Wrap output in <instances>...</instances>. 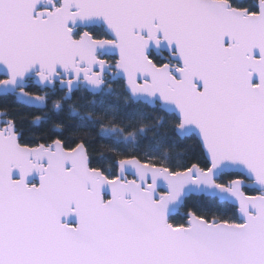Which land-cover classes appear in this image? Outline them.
<instances>
[{
    "label": "snow or ice",
    "instance_id": "obj_1",
    "mask_svg": "<svg viewBox=\"0 0 264 264\" xmlns=\"http://www.w3.org/2000/svg\"><path fill=\"white\" fill-rule=\"evenodd\" d=\"M0 264H264V0H0Z\"/></svg>",
    "mask_w": 264,
    "mask_h": 264
},
{
    "label": "trees",
    "instance_id": "obj_2",
    "mask_svg": "<svg viewBox=\"0 0 264 264\" xmlns=\"http://www.w3.org/2000/svg\"><path fill=\"white\" fill-rule=\"evenodd\" d=\"M90 100L94 101V105L88 103V101ZM80 103L86 104L92 109L93 112L106 113L108 117L115 115L117 122L124 123L129 130L138 128L141 123H151V115L148 113L147 110H144L143 112H135L132 114L125 111V98L123 95H120L119 97L103 96L102 98L88 97ZM146 135L151 136L152 133L149 131L146 133ZM129 144H131V141Z\"/></svg>",
    "mask_w": 264,
    "mask_h": 264
},
{
    "label": "rangeland",
    "instance_id": "obj_3",
    "mask_svg": "<svg viewBox=\"0 0 264 264\" xmlns=\"http://www.w3.org/2000/svg\"><path fill=\"white\" fill-rule=\"evenodd\" d=\"M129 143H130V140H129Z\"/></svg>",
    "mask_w": 264,
    "mask_h": 264
}]
</instances>
